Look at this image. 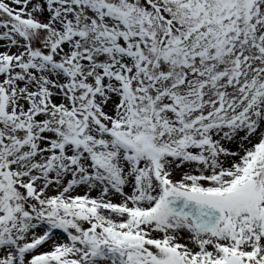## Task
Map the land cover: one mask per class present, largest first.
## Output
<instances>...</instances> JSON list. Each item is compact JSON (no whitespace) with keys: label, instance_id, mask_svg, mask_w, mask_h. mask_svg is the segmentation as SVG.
I'll return each mask as SVG.
<instances>
[{"label":"snow or ice","instance_id":"snow-or-ice-1","mask_svg":"<svg viewBox=\"0 0 264 264\" xmlns=\"http://www.w3.org/2000/svg\"><path fill=\"white\" fill-rule=\"evenodd\" d=\"M0 264H264V0H0Z\"/></svg>","mask_w":264,"mask_h":264}]
</instances>
